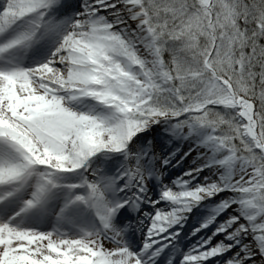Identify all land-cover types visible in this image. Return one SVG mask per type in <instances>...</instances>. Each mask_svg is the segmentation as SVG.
<instances>
[{
	"label": "snow or ice",
	"instance_id": "6c2138e0",
	"mask_svg": "<svg viewBox=\"0 0 264 264\" xmlns=\"http://www.w3.org/2000/svg\"><path fill=\"white\" fill-rule=\"evenodd\" d=\"M0 264H264V0H0Z\"/></svg>",
	"mask_w": 264,
	"mask_h": 264
},
{
	"label": "bare ground",
	"instance_id": "6f19581e",
	"mask_svg": "<svg viewBox=\"0 0 264 264\" xmlns=\"http://www.w3.org/2000/svg\"><path fill=\"white\" fill-rule=\"evenodd\" d=\"M182 151H187V146L186 145L182 149ZM194 157H195V153H193L192 157H188L184 161H182L181 164L179 166L175 167L171 172H168L167 176L165 177V182H170V180H173L177 176L182 175V173L184 171H186L189 167L193 166L192 160H193ZM170 169H171V166H169L168 171H170ZM159 194H160L159 193V186H156V188L153 191V199H158L159 198ZM163 205H164V202L162 201L161 202V206H163ZM212 207H213L212 205L208 204L207 206H202L200 208L199 211H200L201 215L198 218L199 222H203V220L207 218V216L211 213ZM193 219L194 218L192 216H190L189 217V222L187 224H185V226H184L185 229L187 231H189V232L191 231L193 226H199L198 223L195 224V225L193 224ZM177 227H179V226H177ZM137 233H138L137 237H141L142 234L140 232H137ZM182 235H183V233H182ZM192 242L193 241L186 240V242H184V243L187 245V244H190Z\"/></svg>",
	"mask_w": 264,
	"mask_h": 264
},
{
	"label": "rangeland",
	"instance_id": "374dc122",
	"mask_svg": "<svg viewBox=\"0 0 264 264\" xmlns=\"http://www.w3.org/2000/svg\"><path fill=\"white\" fill-rule=\"evenodd\" d=\"M175 168V167H174Z\"/></svg>",
	"mask_w": 264,
	"mask_h": 264
}]
</instances>
